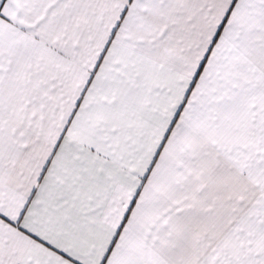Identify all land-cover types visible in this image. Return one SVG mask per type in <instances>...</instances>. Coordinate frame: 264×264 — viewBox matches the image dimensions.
<instances>
[{
	"label": "snow or ice",
	"instance_id": "1",
	"mask_svg": "<svg viewBox=\"0 0 264 264\" xmlns=\"http://www.w3.org/2000/svg\"><path fill=\"white\" fill-rule=\"evenodd\" d=\"M0 264H264V0H0Z\"/></svg>",
	"mask_w": 264,
	"mask_h": 264
}]
</instances>
